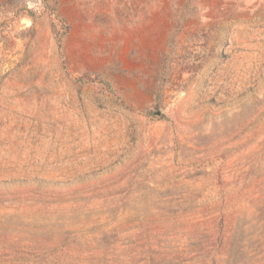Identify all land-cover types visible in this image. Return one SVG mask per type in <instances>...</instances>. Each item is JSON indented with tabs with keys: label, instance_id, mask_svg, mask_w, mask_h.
Wrapping results in <instances>:
<instances>
[{
	"label": "rangeland",
	"instance_id": "1",
	"mask_svg": "<svg viewBox=\"0 0 264 264\" xmlns=\"http://www.w3.org/2000/svg\"><path fill=\"white\" fill-rule=\"evenodd\" d=\"M0 264H264V0H0Z\"/></svg>",
	"mask_w": 264,
	"mask_h": 264
}]
</instances>
